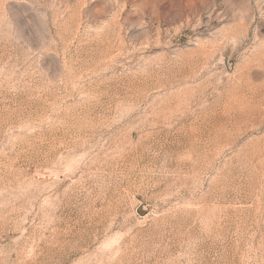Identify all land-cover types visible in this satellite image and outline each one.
<instances>
[{
	"label": "rangeland",
	"instance_id": "374dc122",
	"mask_svg": "<svg viewBox=\"0 0 264 264\" xmlns=\"http://www.w3.org/2000/svg\"><path fill=\"white\" fill-rule=\"evenodd\" d=\"M0 264H264V0H0Z\"/></svg>",
	"mask_w": 264,
	"mask_h": 264
}]
</instances>
